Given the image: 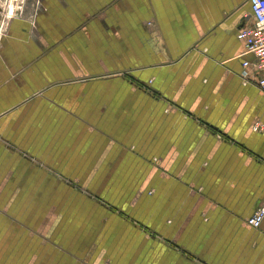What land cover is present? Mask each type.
<instances>
[{
  "label": "crops",
  "instance_id": "obj_1",
  "mask_svg": "<svg viewBox=\"0 0 264 264\" xmlns=\"http://www.w3.org/2000/svg\"><path fill=\"white\" fill-rule=\"evenodd\" d=\"M249 0H41L0 43V264H264ZM257 125L262 130L255 131Z\"/></svg>",
  "mask_w": 264,
  "mask_h": 264
},
{
  "label": "built area",
  "instance_id": "obj_2",
  "mask_svg": "<svg viewBox=\"0 0 264 264\" xmlns=\"http://www.w3.org/2000/svg\"><path fill=\"white\" fill-rule=\"evenodd\" d=\"M249 4L255 23L252 27L242 28L237 39L244 44L246 54L252 55L254 60L242 63L240 77L244 84L254 85L264 93V0H249ZM259 130H262L261 125L255 127V131ZM263 221L264 206L247 223L252 228L259 229Z\"/></svg>",
  "mask_w": 264,
  "mask_h": 264
},
{
  "label": "rangeland",
  "instance_id": "obj_3",
  "mask_svg": "<svg viewBox=\"0 0 264 264\" xmlns=\"http://www.w3.org/2000/svg\"><path fill=\"white\" fill-rule=\"evenodd\" d=\"M41 0H0V43L7 34L14 19H28L32 26L36 24Z\"/></svg>",
  "mask_w": 264,
  "mask_h": 264
}]
</instances>
